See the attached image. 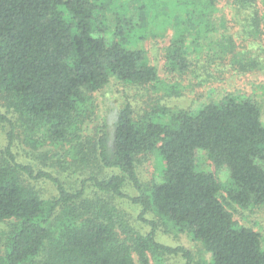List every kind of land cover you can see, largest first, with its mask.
Returning <instances> with one entry per match:
<instances>
[{"label": "trees", "instance_id": "1", "mask_svg": "<svg viewBox=\"0 0 264 264\" xmlns=\"http://www.w3.org/2000/svg\"><path fill=\"white\" fill-rule=\"evenodd\" d=\"M220 2L138 0L134 12L125 0L113 9L101 0H0V128L6 130L0 144V223L10 222L4 242L0 235V264H136L135 258L137 264L150 258L158 264L161 255L178 253L189 264L186 251L156 240V223L143 218L148 212L200 243L209 264H264L260 235L239 226L226 207L264 206V124L256 102L225 94L192 110L158 106L138 117L126 103L111 129L103 124L95 139L83 136L89 99L111 78L155 89L157 71L139 45L146 29L154 37L170 31L166 63L186 75L190 36L210 40L218 32ZM229 6L242 41L260 39L264 0H230ZM110 21L114 30L108 35ZM219 49L217 57L234 55L236 45ZM21 140L34 151L69 146L73 163L93 159L112 173L90 179L96 191L88 198L85 187L71 191L46 171L20 162L15 149ZM154 152L160 168L143 187L136 165ZM199 152L217 170L228 171V187L198 168ZM56 162L64 168L65 161ZM40 179L52 181L53 197L43 199L28 184ZM126 183L136 196L124 194ZM116 198L140 207L148 233L120 219Z\"/></svg>", "mask_w": 264, "mask_h": 264}, {"label": "rangeland", "instance_id": "2", "mask_svg": "<svg viewBox=\"0 0 264 264\" xmlns=\"http://www.w3.org/2000/svg\"><path fill=\"white\" fill-rule=\"evenodd\" d=\"M101 1L108 3V9H113L114 4L120 3L121 0ZM125 1L135 12L134 7L138 4V0ZM220 1L219 11L215 17L218 32L210 40L195 35L190 36L193 42L188 51L191 71L186 75L171 71L166 63L165 55L171 36L170 31H167L163 37H154L150 34V30L146 29L144 40L139 45L145 51L148 64L155 67L157 71L159 82L155 85V89L126 85L111 78L110 83L103 90L93 93L89 99V118L84 125L83 136L95 139L103 124L111 129L118 109L126 103L132 105L134 114L138 117L153 112L158 106L192 110L209 99L220 100L225 94H233L239 99H250L256 102L260 107L264 124V34L254 43L243 42L240 28L235 23L229 6L230 0ZM107 16H111L110 12H107ZM113 30L114 23L110 21L106 34H111ZM230 43L236 45L234 55L224 53L218 56L222 59H218L216 53H221L219 48L222 49ZM212 58L216 61L212 62ZM235 60L237 64L234 63ZM0 110L3 111L1 106ZM5 131L0 128L1 145L4 144ZM16 147L15 153L20 162L32 165L36 171H46L71 191L85 187L88 198L92 197V191H96L90 179H104L112 173L100 167L93 159L85 163H73L68 150L72 154L74 152L69 146L63 150L47 148V151H34L28 149L21 140L17 142ZM86 149L85 147V151ZM156 154L154 152L146 158L141 157L136 165V174L143 187L148 186L158 174L160 166ZM58 159L62 163L65 161L64 168L55 164ZM197 161L198 168L213 174L221 187L229 186L228 171L225 168L217 170L203 152L198 153ZM28 184L32 185L43 199L51 198L56 194L55 186L50 180H30ZM123 192L129 197L137 195V191L129 183L124 185ZM221 195L224 194L221 192ZM114 205L120 219L129 228L145 234L149 232L147 222L153 221L157 225L155 236L159 243L186 251L189 254V264H209L210 256L200 243L192 240L189 235L176 231L166 221L156 218L152 212L146 213L143 217L147 221L145 222L140 218V207L129 200L116 198ZM226 207L239 226L250 228L260 235L264 248V206L241 209L233 203H228ZM9 229L10 222L0 223V235L3 242ZM1 247L2 245L0 250L3 251ZM135 263H138L136 258ZM148 264L157 263L150 258ZM158 264H186V260L181 253L165 254L160 256Z\"/></svg>", "mask_w": 264, "mask_h": 264}]
</instances>
